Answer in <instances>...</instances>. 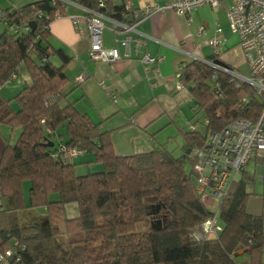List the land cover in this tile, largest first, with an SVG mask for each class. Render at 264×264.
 I'll use <instances>...</instances> for the list:
<instances>
[{
    "label": "trees",
    "instance_id": "1",
    "mask_svg": "<svg viewBox=\"0 0 264 264\" xmlns=\"http://www.w3.org/2000/svg\"><path fill=\"white\" fill-rule=\"evenodd\" d=\"M81 3L106 17L124 19L125 9L109 0ZM55 14L53 0H42L2 18L6 30L0 35V126L20 131L0 159L3 242L9 245L16 240L25 247L20 256L26 264H239L238 258L245 254L249 264H264V213L252 215L245 208L254 176L245 174V169L232 183L219 206L223 229L214 236L202 233V225L214 214L202 203L194 182L193 152L205 146L210 133L222 132L237 119L256 122L261 116L263 104L253 88L232 82L202 62L185 63L180 82L204 115L185 134L189 153L176 157L163 148L118 156L108 135L67 102L65 68L72 59L50 44ZM31 23L36 25L34 32L10 30ZM209 59L216 61L214 55ZM22 64L31 84L8 100L1 90ZM14 102L17 110L12 108ZM198 124L203 131H198ZM61 128L66 129L67 140L56 144ZM61 145L83 151L82 156L93 155V163L102 169L78 175L79 157L65 161ZM188 162L193 175L186 171ZM25 183L30 185L28 198ZM70 203L78 205L75 219L66 215ZM8 204L12 208L7 209ZM44 209L43 223L17 224L19 212ZM62 227L75 238L72 242H62Z\"/></svg>",
    "mask_w": 264,
    "mask_h": 264
},
{
    "label": "crops",
    "instance_id": "2",
    "mask_svg": "<svg viewBox=\"0 0 264 264\" xmlns=\"http://www.w3.org/2000/svg\"><path fill=\"white\" fill-rule=\"evenodd\" d=\"M42 0H0V13L15 12L29 4ZM56 6V14L50 24V44L56 50H64L72 59L65 68L69 85L66 91L67 102L81 114L106 133L112 148L118 156H132L159 151L166 148L180 157L187 151L185 134L189 127L204 119L197 102L187 88H180L179 71L182 64L191 61L189 56L209 59L213 49L208 41L216 35L217 28L223 30L221 62L248 76L250 70L240 47L239 37L233 33L227 12L231 2L224 0L218 10L203 6L190 16H179L175 12L158 13L140 22L137 30L145 36V45L137 49L131 42L129 50L117 40L111 30V23L106 21L103 32V43L106 49H118L121 59L111 62L95 61L90 56L91 39L87 27L82 24L76 27L71 17L83 16L82 0H64ZM168 0H109L114 7H125L130 4L134 11L140 12L147 6H164ZM200 28H204L200 33ZM80 29L83 33H80ZM6 30V24L0 17V35ZM146 54L162 58L156 65L145 66L142 58ZM55 64L61 62L54 59ZM86 74L84 83H77L76 77ZM31 84L29 72L24 64L20 65L16 77L1 90L6 99L15 98L25 87ZM14 110L18 105L12 103ZM198 131L203 127L198 124ZM65 129V128H61ZM60 129V130H61ZM56 132L55 141L65 142V133ZM65 134V135H63ZM20 131H13L7 126H0V159L9 144H14ZM182 151L179 153V151ZM189 153V151H187ZM91 154L76 159V173L79 170L90 172L101 165L93 163ZM251 163L254 169L249 171ZM246 168L245 174L261 175L264 180V154L254 158ZM93 165V167H92ZM243 174L241 175V177ZM240 177V178H241ZM27 185V183H25ZM249 187V186H248ZM248 191V188H247ZM25 192V186H24ZM251 197V193L248 191ZM247 201V204L250 200ZM27 198V197H26ZM57 199V197H55ZM246 211L252 215L262 213ZM34 211V210H31ZM41 216L29 219L39 220L46 217V209ZM66 215L71 219L79 216L76 203L66 205ZM68 217V219H70ZM32 223V222H31ZM246 252V251H245ZM244 252H241L242 255ZM248 255L238 258L239 264H249Z\"/></svg>",
    "mask_w": 264,
    "mask_h": 264
},
{
    "label": "built area",
    "instance_id": "3",
    "mask_svg": "<svg viewBox=\"0 0 264 264\" xmlns=\"http://www.w3.org/2000/svg\"><path fill=\"white\" fill-rule=\"evenodd\" d=\"M224 0H168L164 6H147L140 12L134 11L130 4L124 9L123 20H117L106 17L100 12L93 11L87 7H82L83 16H73L71 20L76 27L84 24L91 39L90 56L93 60L105 63H111L121 59L118 49H106L103 43V32L107 28L106 21L111 23L110 30L117 36L123 35L124 38L117 40L127 50L131 42L136 43L137 49L145 45V36L137 30V25L158 13L175 12L179 16H190L203 6H209L213 10H218ZM231 5L228 8L227 16L233 33L240 40V47L245 55L250 70V76L246 77L235 69L220 65L223 45V30L217 28L216 35L208 43L213 49V55L216 61L189 56L191 61L196 60L213 68L216 72H221L229 76L232 82L246 84L253 88L257 98L263 104V112L259 119L254 122L246 119H237L226 129L219 133H210L207 142L203 148H195L193 152L194 182L197 193L202 203L209 207L202 200L209 197L213 202L214 216L208 219L202 225V233L205 236H214L219 234L223 227L219 220V206L222 199L227 195L232 183L238 180V176L247 168L248 164L256 157L264 154V0H228ZM65 3L64 0H53V6L59 3ZM104 7V3H100ZM59 16V13L57 15ZM3 18V14L0 13ZM15 33L31 31L30 26H13L10 28ZM204 28L199 32L203 33ZM80 33L83 30L80 29ZM162 61V58L152 57L146 54L142 58L145 66L156 65ZM184 68L181 65L179 76ZM16 75L13 76V78ZM86 74H80L76 77V82L81 84L87 79ZM217 73L214 74V79ZM184 86L180 83V88ZM221 87L215 86V93L220 94ZM248 103V99H244ZM207 125V122L205 123ZM191 130L195 128L190 126ZM60 152L65 161H73L83 155V151L68 148L65 145L60 146ZM0 202V209H1ZM211 210V209H210ZM12 244H5L0 238V264H26L20 256V251H24L16 240Z\"/></svg>",
    "mask_w": 264,
    "mask_h": 264
},
{
    "label": "rangeland",
    "instance_id": "4",
    "mask_svg": "<svg viewBox=\"0 0 264 264\" xmlns=\"http://www.w3.org/2000/svg\"><path fill=\"white\" fill-rule=\"evenodd\" d=\"M244 57H245V55H244ZM245 60H246V58H245ZM246 63H247V60H246ZM243 76H245V75H243ZM249 76H250V74L246 77H249ZM60 133H65V129H61ZM63 135H65V134H63ZM58 143L59 142L56 140V144H58ZM180 152H182V151L180 150L179 153ZM176 154L177 153H175V155ZM92 167H93V165H92ZM185 167H186V171L188 172V174L193 175L192 174V169H193L192 164L190 162H188ZM94 168H96V169H92L90 171L91 173H95V172L100 171V170H98L99 169L98 167H94ZM247 169H249V171H253L254 167L250 163ZM82 173H83V175L88 174L87 166H85V170L84 169L79 170V174H82ZM240 177H241V174L238 176V180L240 179ZM29 186L30 185L28 183H27V185H25V194H26L27 198H28V194H29L28 193L29 188H30ZM248 191L252 194L250 197V200L247 204L248 210L254 211V212H259V213L264 212V180L261 179V175H259V176L257 175V178L254 181L253 185H250L248 187ZM55 197H57V196H54V199H55ZM202 200L209 207V209H211V211H213L214 202L209 197H204ZM10 207H11L10 204L6 205L7 209ZM43 213H44L43 210L19 212L17 214V217H16V222L18 225H20L22 227L30 224L31 222L43 223L45 221L46 217H41L39 220L34 219L33 221H28L29 219L36 218L35 215L38 217V216H41V214H43ZM69 216H71V215H68V217ZM158 217L159 216L157 215V219H159ZM139 230H144V226H140ZM61 238H62V242H64V243L72 242V240L75 239V238L65 234L64 227H62V237Z\"/></svg>",
    "mask_w": 264,
    "mask_h": 264
},
{
    "label": "water",
    "instance_id": "5",
    "mask_svg": "<svg viewBox=\"0 0 264 264\" xmlns=\"http://www.w3.org/2000/svg\"><path fill=\"white\" fill-rule=\"evenodd\" d=\"M30 26H31V28H32V30H33V32H34V31H35V28H36L35 23H31ZM217 63L220 64V65H225L224 63H222V62H220V61H218ZM50 146L52 147L53 144H51ZM158 223L161 224V221H158Z\"/></svg>",
    "mask_w": 264,
    "mask_h": 264
}]
</instances>
